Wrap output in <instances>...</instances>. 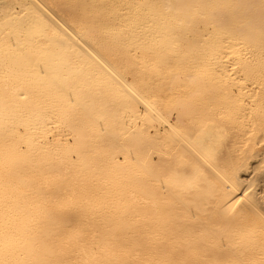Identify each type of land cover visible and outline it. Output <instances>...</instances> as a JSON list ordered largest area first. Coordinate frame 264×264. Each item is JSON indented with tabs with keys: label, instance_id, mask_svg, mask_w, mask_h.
Masks as SVG:
<instances>
[{
	"label": "bare ground",
	"instance_id": "bare-ground-1",
	"mask_svg": "<svg viewBox=\"0 0 264 264\" xmlns=\"http://www.w3.org/2000/svg\"><path fill=\"white\" fill-rule=\"evenodd\" d=\"M263 145L264 0H0V264H264Z\"/></svg>",
	"mask_w": 264,
	"mask_h": 264
},
{
	"label": "rangeland",
	"instance_id": "rangeland-1",
	"mask_svg": "<svg viewBox=\"0 0 264 264\" xmlns=\"http://www.w3.org/2000/svg\"><path fill=\"white\" fill-rule=\"evenodd\" d=\"M263 146H264V145H263ZM263 146H262V149L264 150ZM251 172H252V171L250 170V171H249V174H250ZM252 174H253V173H252ZM250 176H251V175H250Z\"/></svg>",
	"mask_w": 264,
	"mask_h": 264
}]
</instances>
